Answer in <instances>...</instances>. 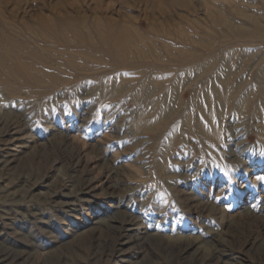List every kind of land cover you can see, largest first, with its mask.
<instances>
[{"label": "rangeland", "instance_id": "rangeland-1", "mask_svg": "<svg viewBox=\"0 0 264 264\" xmlns=\"http://www.w3.org/2000/svg\"><path fill=\"white\" fill-rule=\"evenodd\" d=\"M232 1L215 27L206 0H0L4 264H264L263 0ZM115 24L153 46L116 60ZM117 214L154 238H104Z\"/></svg>", "mask_w": 264, "mask_h": 264}, {"label": "bare ground", "instance_id": "bare-ground-1", "mask_svg": "<svg viewBox=\"0 0 264 264\" xmlns=\"http://www.w3.org/2000/svg\"><path fill=\"white\" fill-rule=\"evenodd\" d=\"M166 1H168L167 3H170V5L173 7V8H177V10H179L178 8H183V6H190V3L189 2H185L186 0H158V2L160 3V10H162V14H167V10L170 6L168 5H164L163 3H165ZM206 9H207V12H208V15H210V18H211V22L213 24V26H222V27H227V24H228V21H227V18L224 16L226 15V13H230V12H236L239 16H245L243 13H242V9H244V7H241V6H238L235 4V2H233L232 0H206ZM166 3V4H167ZM196 3V2H195ZM251 6H249L248 8H250ZM257 8H260V9H264V0L262 2H259L258 3V6H255ZM171 13V12H170ZM6 23V22H5ZM4 23V24H5ZM168 24V23H167ZM256 28L257 29H261V26H260V22L257 21L256 22ZM8 26V25H7ZM100 26L101 25H96L95 26V30L96 32H101L100 30ZM120 25L118 24H115V27H114V31H116L118 29V33H117V41H116V45L114 44L113 46V52L115 53V55L113 56L114 58H116V60H118L120 58L119 56V52L120 51H124V50H128L130 49V45L128 46V42L131 41L130 44H132L134 41L136 40H139L141 41L142 43H146V44H149V46H153L154 42L151 38H149L147 35L145 36V34L143 35L141 32L137 31V28H135L134 26H127L125 24L124 28L119 31ZM103 27V25H102ZM112 27V26H111ZM239 29V28H238ZM151 30H156L155 27H151ZM183 33V32H182ZM111 34V33H109ZM159 34V33H158ZM112 35V34H111ZM183 35V34H182ZM8 36V34H7ZM180 36V35H179ZM133 38V39H132ZM108 42H110L109 38L107 39ZM178 41H182V42H185V41H191V42H194L195 39L193 40L192 37L190 36H187V35H183V36H180V38H178ZM111 43V42H110ZM139 43V42H138ZM166 43V42H165ZM1 44V43H0ZM135 44V43H134ZM167 44V43H166ZM134 46V45H133ZM158 46V45H157ZM168 46V45H167ZM145 47V46H144ZM146 48V47H145ZM163 48V47H162ZM132 49V48H131ZM141 48L137 49L135 48V50L133 51L134 53V56H139L141 58H144L146 56V53H143V51L140 50ZM147 49V48H146ZM0 52L1 53H4L3 51V47L0 45ZM131 51H129L128 53H130ZM147 52V51H146ZM126 53V52H125ZM7 54V53H6ZM122 54V53H121ZM149 54V52H148ZM0 56L2 57V55L0 54ZM112 56V55H111ZM128 56V55H127ZM131 56V54H130ZM0 57V60L2 59ZM7 58V57H6ZM123 58V57H122ZM5 59V57H4ZM2 59V60H4ZM6 61V59L4 60V62ZM122 61V60H121ZM126 61V60H125ZM8 63V62H7ZM124 64V63H123ZM1 65V64H0ZM5 66V65H4ZM10 66V65H9ZM11 68V67H10ZM14 68V67H13ZM5 69V68H4ZM16 69V68H15ZM14 69V70H15ZM7 71V70H6ZM17 71V69H16ZM17 75V74H16ZM3 163V164H2ZM4 164H5V161H1L0 162V174L2 173L1 170L2 168L4 167ZM6 166V165H5ZM7 186V185H5ZM4 187V186H3ZM2 187V188H3ZM5 190V187L3 189L0 188V191H4ZM90 190V189H89ZM88 191V190H87ZM15 195H18V193L15 192ZM125 209V208H124ZM118 214L120 213V211L117 212ZM118 214L116 216H114L113 218H111L109 221L105 222V224H101L98 228V230L96 231H99L101 235H104V233L109 229H112V230H118V232L121 231V233H119L118 235L121 236V239L119 241V245L121 244H132L131 246V249H134V247L137 249L139 248V246L143 243H145V241L149 240V239H152L154 238V235L152 237H146V236H140V235H137V234H133L132 235V231H137L136 229H140V225L137 224V222H135L134 220H128V222L123 219V221L119 218ZM230 222V221H229ZM112 232V231H111ZM116 232V231H115ZM117 232V233H118ZM147 233V232H146ZM145 233V234H146ZM116 234V233H115ZM144 234V235H145ZM148 235V234H147ZM106 234L104 235V238H105ZM117 236V235H116ZM96 237V236H95ZM160 237V238H159ZM123 238V239H122ZM157 238V240L161 239V241L167 245L168 247H174L175 244L177 243H180V242H186L185 243V246L182 247V249L179 250V255L180 256H183L185 257L186 254L189 253L190 249H194V257L198 256V254L202 253V254H206L207 252V255L209 256H214L212 254H215L216 252H218L216 249H214L215 251H210L209 248H206L205 245L208 244V242H199V240L197 238H188V237H184V236H178L177 238L176 237H161V236H156L155 239ZM103 239V238H102ZM166 239V240H165ZM108 240V239H107ZM119 240V239H118ZM165 241V242H164ZM105 242V241H104ZM161 242V243H162ZM207 243V244H205ZM104 245V243H102ZM181 244V243H180ZM193 244H195V246L197 247H194ZM204 244V245H203ZM106 245V244H105ZM109 245V244H108ZM163 245V244H162ZM130 246V245H128ZM118 248V247H117ZM108 249V248H107ZM111 249V248H110ZM128 249V248H127ZM221 249V248H220ZM110 251V250H109ZM104 252V251H103ZM111 252V251H110ZM125 252V251H124ZM128 252V251H127ZM6 255L8 253H5ZM122 254V253H121ZM108 255V254H107ZM165 255V254H164ZM178 255V253H177ZM147 256V255H146ZM178 256V257H180ZM124 257V256H123ZM170 257V256H169ZM167 257L168 259H171V257L169 258ZM17 258V257H16ZM109 258V257H107ZM7 259V256H1L0 258V262L2 264H4V262L6 261ZM189 259V258H188ZM194 259V258H193ZM14 260V259H13ZM127 260V259H126ZM10 261V260H9ZM8 261V262H9ZM161 261V260H160ZM166 261V260H165ZM170 261V260H169ZM176 261V260H175ZM174 261V263H175ZM141 262V260H140ZM6 263V262H5ZM131 263V262H130ZM143 263V262H142ZM147 262L144 261L143 264H146ZM156 263V262H155ZM154 263V264H155ZM8 264H21V262H18V263H14V262H9ZM152 264V263H151ZM157 264V263H156ZM169 264V262H168Z\"/></svg>", "mask_w": 264, "mask_h": 264}]
</instances>
